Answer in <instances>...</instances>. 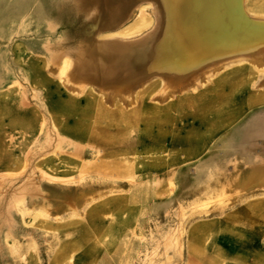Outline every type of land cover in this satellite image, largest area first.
<instances>
[{"label":"rangeland","instance_id":"374dc122","mask_svg":"<svg viewBox=\"0 0 264 264\" xmlns=\"http://www.w3.org/2000/svg\"><path fill=\"white\" fill-rule=\"evenodd\" d=\"M149 1L138 2L116 27L101 28L99 3L0 0V264H49L63 227L93 225L90 212L119 218L121 211L125 216L116 226L125 229L120 264H179L191 224L244 208L249 203L237 201L240 196L264 193V188L219 185L222 164L225 169L238 166L226 159L264 157V43L248 55L223 58L226 62H217L219 66L213 61L174 83L171 75L168 80L153 75L126 86L97 85L75 73L86 39L130 44L152 34L158 3ZM245 1L247 18L264 14L258 9L264 0ZM141 20L152 24L127 36ZM117 108L151 119L170 118L154 136L197 131L198 142L181 151L166 142L159 153H140L142 146L128 147V142L151 136L137 123L122 137L113 135L124 140L110 153L123 151L118 157L133 162L126 178L100 175L90 169L102 156L89 143L96 130L86 126L100 119L99 110ZM154 126L145 128L156 133ZM205 134L216 136L202 153L185 160L184 152L204 149ZM227 134L241 138L226 139ZM155 157L165 164L172 160L154 167L150 158ZM110 200H120L121 208L98 214Z\"/></svg>","mask_w":264,"mask_h":264},{"label":"bare ground","instance_id":"6f19581e","mask_svg":"<svg viewBox=\"0 0 264 264\" xmlns=\"http://www.w3.org/2000/svg\"><path fill=\"white\" fill-rule=\"evenodd\" d=\"M83 1L88 3L89 6L90 4L99 3V14L103 21L102 24L100 23V27L114 28L119 25L120 19L123 20L122 18L125 16L128 18L133 13L134 6L138 2L140 4L142 0ZM155 1L158 3L154 12L157 23L154 32L142 40L135 43L130 42V44H121L119 42L100 43L92 38L86 39L80 47L78 56L77 72H75L79 76L78 78H83L97 85L119 84L126 86L128 83L130 84V81L151 78L150 76L153 75H157L161 79L165 76L167 80L171 79V75V81L174 83L186 77L188 78L192 72L209 63L212 64L213 61H215V65L219 66V64L222 65L225 58L232 60L248 55L253 52L256 46L264 43V14H259V18L255 20L247 18V14H244V12H247L245 0ZM251 2L252 0H249L248 3L251 4ZM261 5L263 6L258 9H260V12H264V4ZM150 23L141 20L131 26V33H126V35L142 33L144 29L150 26ZM217 62L220 63L216 64ZM182 84L181 86H183ZM146 91L151 92L148 89L145 90V93H147ZM172 95L170 94V96ZM142 107L145 111L149 110L155 113L153 107L149 108L146 104H142ZM98 114L100 119L94 121L91 126H86V130H96L95 133L90 134V138H92L89 141L92 144L91 150L95 154L102 153V156L95 160L90 169L103 175L113 173L118 178L123 179L126 178L127 171L133 167V162L125 156L124 159L118 157L117 154L121 152V155H125L123 151L110 153L112 146L117 147L120 143L122 145L124 140L122 142L121 138L116 140L113 135L121 136L129 128L135 129L136 124L139 123L142 132L149 134L151 137L141 142L137 141L136 144L129 141L128 147L138 145L142 146L140 153L156 154L163 150L164 142L168 143L171 150L178 147H187L188 144H197L196 134H200L197 131H192L181 137L180 133L171 131L169 134L173 135L164 139L162 135L154 136L153 134H161L159 130L171 123L170 118L151 119L150 116L144 117L136 113L125 114L119 108L113 112L105 109L99 110ZM86 116L89 118V112ZM105 118L107 120H102ZM149 123L155 125L153 131L156 133H152L149 128H145ZM192 151L193 149L189 150L190 154ZM73 158L75 159V157ZM150 160L152 161L151 165L154 167L165 164L163 158L155 157L150 158ZM171 160H167L165 165H168ZM143 161L138 159L137 164L143 165ZM172 162L176 164L178 160L175 158ZM118 207L121 208L120 200H110L100 205L98 214H107Z\"/></svg>","mask_w":264,"mask_h":264},{"label":"crops","instance_id":"0c3cea01","mask_svg":"<svg viewBox=\"0 0 264 264\" xmlns=\"http://www.w3.org/2000/svg\"><path fill=\"white\" fill-rule=\"evenodd\" d=\"M205 136L207 143L204 149H198L192 154L184 152L185 160H190L194 154L202 153L209 140L216 134ZM225 138L239 139L241 135L227 134ZM165 144L166 142L163 144V150ZM178 148L181 151V147ZM180 153L175 152L176 155ZM256 154L258 155H250L251 159L239 155L232 158V161L226 159L227 163L235 160L238 166L228 168L227 165L225 169L223 163L219 185L264 188V157L262 153ZM241 162L243 164L239 165ZM245 162L251 164L245 168ZM169 175L170 173H167V176ZM158 192H162L161 189ZM237 201L249 204L242 209L229 210L221 216L198 221L188 227L184 256L179 264H264V211H256V208L264 207V193L240 196ZM124 214L119 212L117 218L101 217L90 212L93 225L74 229L63 227L62 241L49 264H120V252L125 246L120 240L121 235L125 234V229L118 230L116 226L117 219H123Z\"/></svg>","mask_w":264,"mask_h":264}]
</instances>
